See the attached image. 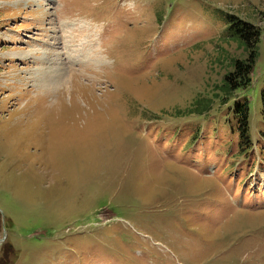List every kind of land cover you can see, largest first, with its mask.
<instances>
[{"label":"rangeland","instance_id":"rangeland-1","mask_svg":"<svg viewBox=\"0 0 264 264\" xmlns=\"http://www.w3.org/2000/svg\"><path fill=\"white\" fill-rule=\"evenodd\" d=\"M231 16L254 80L205 110ZM263 91L264 0H0V264H264Z\"/></svg>","mask_w":264,"mask_h":264},{"label":"trees","instance_id":"trees-1","mask_svg":"<svg viewBox=\"0 0 264 264\" xmlns=\"http://www.w3.org/2000/svg\"><path fill=\"white\" fill-rule=\"evenodd\" d=\"M238 21V24H233V21ZM230 24L229 41L238 43V46L243 48L244 58L232 59L228 71L223 75L220 83L215 84L212 94L205 95L204 109L207 110L209 106L221 98L222 101L227 102L238 92L247 91L253 83V71L255 69L258 51L255 49V44L259 43L261 30L256 26L249 24L243 20L238 19L236 16L227 17ZM234 25V27H233ZM234 60V61H233ZM262 100L264 106V91L262 92ZM236 116L241 123V130L243 140L250 141L249 139V112L250 100L247 99L245 103H237L235 105ZM264 118V111H263Z\"/></svg>","mask_w":264,"mask_h":264},{"label":"bare ground","instance_id":"bare-ground-1","mask_svg":"<svg viewBox=\"0 0 264 264\" xmlns=\"http://www.w3.org/2000/svg\"><path fill=\"white\" fill-rule=\"evenodd\" d=\"M71 26H69V29L68 30H66L64 33H65V35L63 36V39H64V41L65 42H68L67 43V46H66V50H67V53H68V55H69V57L70 58H72V56L71 55H75L76 56V58H74L73 59V61L74 62H77V63H79V62H84V63H86L85 62V60L84 59H82V58H79V55H83L84 56V54H85V52H87V54H88V57H89V59H91L92 61H93V63H95L96 65L98 64V65H103L104 63H105V61L103 60V56H102V54L101 53H99V50H98V48H95V45H94V39H93V34L92 33H89L88 34V37H87V39H86V41H84V42H82L80 45H77V44H75V41H74V31H73V28H72V25L73 24H70ZM75 25V24H74ZM75 27V26H74ZM84 27H86L85 26V24L83 25H81V28H84ZM79 28H80V26H79ZM75 30V29H74ZM77 34V33H76ZM97 34V33H96ZM83 35V34H82ZM76 36H79V35H76ZM84 36V35H83ZM96 40H97V38H96ZM62 43V42H61ZM60 43V44H61ZM72 43V44H71ZM86 44H87V46H86ZM37 51H40L39 49L37 50ZM34 53L35 54H37L36 53V49L34 50V49H31V50H29V51H25V54H23L22 56H24L25 55V57H30V56H32V55H34ZM48 52L46 51V52H41V55H37V56H34V58L35 59H37V58H39V60H43L44 59V57L45 56H48L49 54H47ZM21 55V54H20ZM102 56V57H101ZM68 57V56H67ZM66 57V58H67ZM65 58V59H66ZM86 59V58H85ZM53 60H55V59H53ZM68 60V59H67ZM53 62V61H52ZM59 62H61V61H59ZM68 62V61H67ZM62 63V62H61ZM89 63V62H88ZM48 69H50V70H52V71H47ZM57 68L56 67H53L52 65L51 66H48L47 68H46V71H44L43 72V75L44 76H48L49 74H50V72H54L55 70H56ZM41 72V71H40ZM42 73V72H41ZM57 75V74H56ZM43 76V77H44ZM48 78H50V77H48ZM47 79V78H46ZM62 80H65V79H62ZM61 80H59L57 83H58V86H56V87H59V86H61L60 84L62 83V81L60 82ZM53 83H56V80L53 82Z\"/></svg>","mask_w":264,"mask_h":264}]
</instances>
